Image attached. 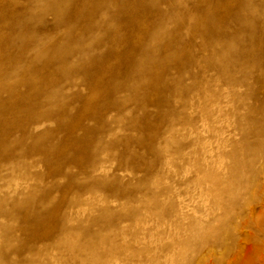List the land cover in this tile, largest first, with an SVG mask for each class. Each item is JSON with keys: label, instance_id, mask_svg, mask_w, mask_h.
Listing matches in <instances>:
<instances>
[{"label": "rangeland", "instance_id": "rangeland-1", "mask_svg": "<svg viewBox=\"0 0 264 264\" xmlns=\"http://www.w3.org/2000/svg\"><path fill=\"white\" fill-rule=\"evenodd\" d=\"M0 86V264H264V0H0Z\"/></svg>", "mask_w": 264, "mask_h": 264}, {"label": "bare ground", "instance_id": "bare-ground-1", "mask_svg": "<svg viewBox=\"0 0 264 264\" xmlns=\"http://www.w3.org/2000/svg\"><path fill=\"white\" fill-rule=\"evenodd\" d=\"M17 69H18V68L15 67L14 70L12 69V70H9V71L5 72V73H7V74H3V75L1 76V78H2V77L11 76L12 74H14V73L17 72ZM0 87H1V86H0Z\"/></svg>", "mask_w": 264, "mask_h": 264}]
</instances>
